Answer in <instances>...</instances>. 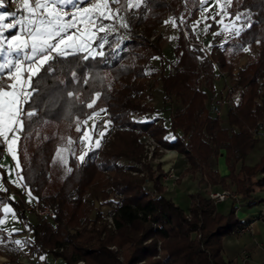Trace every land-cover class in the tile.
I'll return each mask as SVG.
<instances>
[{
  "label": "trees",
  "instance_id": "16d2710c",
  "mask_svg": "<svg viewBox=\"0 0 264 264\" xmlns=\"http://www.w3.org/2000/svg\"><path fill=\"white\" fill-rule=\"evenodd\" d=\"M254 5L264 8V0H232L227 13L240 12L243 20L251 21V27L206 48L192 27L201 8L199 0H147V6L120 13L126 16L129 27L116 24L118 31L108 37L103 58H70L63 72L57 71L49 78L45 89L48 94L39 105L38 115L21 133L18 173L26 189L53 208L56 223L41 215L31 223L13 194L7 188L0 189V211L3 202L13 205L16 215L31 231L36 253L50 251L53 256L63 257L65 264H79V259L84 264H232L223 258L220 236L236 232L243 225L233 204L222 213L206 193L190 191V203L183 209L162 193L158 175L146 178L129 169L141 162L140 138L149 131L158 143L176 147L186 156L189 163L185 171L198 170L207 182L234 181L240 195L263 185L264 173L252 176L258 170L264 171V153L252 164L240 163L238 171L235 167V162L242 160L257 142L258 129L264 132V10H255ZM169 14L178 31L176 62L171 71L163 73L150 57L157 54L161 58V34L156 26ZM216 24L211 20L208 26L211 29ZM117 34L121 42L113 46ZM246 47L248 52L243 50ZM242 52L246 61L235 68ZM74 68L79 71L78 83L71 80ZM222 69L226 71L221 77L223 92L217 98L227 93L234 98L225 109L223 121L209 112L205 99L206 88L215 89L214 73ZM88 74L91 78L85 84L84 76ZM155 79H160L164 98L174 96L181 103L172 109L167 127L155 115H144L155 110L144 99L151 96L149 89ZM60 80L66 83L58 84ZM147 89L149 92H145ZM68 91L75 92L79 99L68 98ZM96 92L102 97L93 109H88L85 105ZM100 109H107L106 116L124 129L116 130V139L109 145L91 147L86 160L81 161L76 154L85 125L81 123L78 132L77 124ZM167 128L173 131L172 137L163 134ZM69 138L73 143L69 144ZM58 149L62 159L57 158ZM220 151L228 168L225 174L209 165L211 157ZM69 157L72 164L67 169ZM119 157L131 162L122 165ZM58 159L62 160L61 169L56 165ZM239 171L244 175L239 176ZM0 173L5 180L1 167ZM148 179L150 186L145 185ZM113 190L119 194L111 199L116 205L112 226H107L95 200L107 202Z\"/></svg>",
  "mask_w": 264,
  "mask_h": 264
},
{
  "label": "snow or ice",
  "instance_id": "6c2138e0",
  "mask_svg": "<svg viewBox=\"0 0 264 264\" xmlns=\"http://www.w3.org/2000/svg\"><path fill=\"white\" fill-rule=\"evenodd\" d=\"M199 2L203 11H207L204 6L209 0ZM144 3L146 0H124L123 3L122 0H19L15 12H0V146L6 147L16 169L21 167L18 156L21 133L27 123L38 115L39 105L48 94L45 89L48 87L49 78L54 77L57 71L63 72L65 62H71L70 58L80 57L83 61L103 58L107 54L104 49L109 44L108 37L118 31L116 24L120 28L129 27L126 16L120 13L140 9ZM231 3L232 0H216L217 6L225 15ZM114 4H119L120 7L113 8ZM3 6L4 0H0V7ZM241 15L238 13L235 19L240 20ZM222 20L223 17L216 22L222 23ZM168 22L174 23V19L166 21ZM250 27L249 20L240 26L234 23L225 25L224 30L239 36L245 28ZM207 28L208 26L205 31ZM243 50L249 51L248 48ZM90 78L91 74L85 75L84 83L87 84ZM79 79V71L74 68L71 71V80L78 83ZM65 83L63 80L58 81V84ZM67 97L79 99L73 91H68ZM101 97L102 93L96 92L91 102L85 106L93 109ZM100 111L106 112V109ZM98 115V112L92 113V116ZM92 116L78 122V132L81 131L80 124L87 125ZM110 123V120L104 122V130L98 133L100 138L106 135ZM96 128L94 122L91 129L83 131L80 141L85 142L86 138L90 140L89 132H95ZM71 143L73 141L69 138V144ZM94 144L98 149L101 139H95ZM86 146L89 151L92 150L90 145ZM86 155L87 152L83 153L79 159L83 161ZM57 158L62 159L59 149ZM11 171L10 169V174ZM19 179L22 181L24 178L19 176ZM4 212L7 214L11 209L5 206ZM4 223L0 219V225ZM13 242L19 246L25 243L20 240Z\"/></svg>",
  "mask_w": 264,
  "mask_h": 264
},
{
  "label": "rangeland",
  "instance_id": "374dc122",
  "mask_svg": "<svg viewBox=\"0 0 264 264\" xmlns=\"http://www.w3.org/2000/svg\"><path fill=\"white\" fill-rule=\"evenodd\" d=\"M143 5L147 6V0H146V3H144ZM205 8H207V11H203V9L201 8V11L198 18L196 19V21H194V24H193V29L194 31H197V36L199 38V41L201 42V44H203L206 48H209L210 47V43L212 40L214 41H218L217 43L218 44H221V42L223 41L221 38H217L218 40L215 39V35L217 33V31H219V28H217V30H213V29H216L215 27H212L210 29V27L208 25H210V22L211 20H213L215 23H217L216 21H219L221 20V17H223V20H222V23H218V25L220 24H223L225 21H229L231 19L234 18L237 16V14H241L240 12L238 13H234L233 15H225L224 13H222L220 11V8L217 6L216 4V0H209V3L207 5L204 6ZM255 8V10H264V8L262 6H252V8ZM202 12H203V17H207V19H204L202 17ZM217 13H220L219 15ZM212 17H215V19H213ZM171 19H174L172 17L171 14H169L166 19L164 21H162L160 24H158V26H156L157 30L160 32L161 34V39H160V46H161V58L159 57V55H153L150 57V60L155 64V65H160V67H162V72L163 73H166V72H169L172 70L173 67H175V62H176V57L174 55V43H175V40H176V37H177V34H178V31H177V28L174 26V23L173 22H168L166 23V21H170ZM197 21H199V23H197ZM236 25L237 26H240L241 24H246V22L242 19V15H241V19L240 20H236L235 21ZM195 25V27H194ZM208 26L207 28V31H205V27ZM118 27V25H117ZM181 31L182 33L186 34V31L183 27H181ZM210 34V35H209ZM230 34V33H229ZM118 35V34H117ZM120 35V34H119ZM153 37L155 34H152ZM121 36V35H120ZM151 36V35H150ZM152 37V38H153ZM151 38V39H152ZM113 45V44H112ZM248 48V47H246ZM249 49V48H248ZM248 52V51H247ZM154 57H158V59H154ZM246 61V56L245 54L242 52L240 55H239V58H238V61L236 63V66H234L235 68H238V66H240L242 63H244ZM158 65V66H159ZM220 71H223L224 73L226 71H224L223 69L220 70ZM154 79V76H151L150 77V80H153ZM217 79L215 77V80L213 81L214 82V85H215V89H213V91H211L210 89L206 88V96H205V99H206V104L209 106L210 108V105L212 104V102L214 101V98L218 99L217 98V94H220L222 93L223 91L221 90L222 86L221 84L217 83ZM160 79L158 80H154V84L153 86L149 89L150 92L152 93L151 96H144V99L147 100V102H150L152 103V105L155 107V110L151 111L148 113V111L145 112L144 115H155L157 117V121H161L162 124L167 127L168 123H169V119H170V114L172 112V109L175 108V106H181V103L179 100H177L174 96L172 97H168V98H164L162 95V89L160 87V83H159ZM222 81H220L221 83ZM147 90H145V92H147ZM220 91V92H219ZM149 92V91H148ZM107 111V109H106ZM99 113L98 116H92V113L89 115V116H92L91 119H88V123L87 125H85L83 127V130H82V134L81 136L83 135V131L85 129H91L92 128V125L93 123L95 122L96 125H97V128H96V131L95 132H89V136H90V140L88 138H86L85 142H80V151L76 154L77 157H80L83 153L87 152L88 151V147L86 145H90L91 147H94L95 144V139H101V144H100V149L109 145L111 143L112 140L116 139V130H118V128H121V129H124V126H121L120 123H118L117 121H114L112 120L110 117H107L106 115V112H101L100 110L97 111ZM88 116V117H89ZM86 117V118H88ZM221 119V121H223L225 119V116H219ZM106 120H110L111 123L108 125V128H107V132H106V135L103 137V138H100L98 133L99 131H102L104 130V122ZM262 129L263 128H259L258 131L256 132L255 135L258 136V140L257 142L255 143V145L253 146V148H251L249 151H256L260 145L262 147V144L264 143V138L262 136ZM133 130V129H132ZM135 131V130H134ZM138 132V131H137ZM135 132V133H137ZM146 132H149V131H146ZM150 133V132H149ZM163 134L166 136V137H172L173 136V131L169 128H167ZM151 135H153L151 133ZM154 136V135H153ZM141 138H143V134L141 136ZM140 138V143H142V139ZM154 138V137H153ZM155 139V138H154ZM156 141V139H155ZM142 147H143V150L144 151V148H145V151H146V147L144 146V144L142 143ZM165 151H168L167 149L164 150L163 148H161L159 150V148H155L154 151H152V154H150V157L149 155L146 157L144 156L141 157V162H135L133 161L132 164L135 162L137 165H135V167L133 169H129L132 173L135 172L141 176H144V177H152V176H155V175H158L159 176V180H160V184H162V186L166 184V181H172V182H177L179 181L181 178H182V174L180 172H178V170H174L172 169L171 165L168 166V167H165L164 166V159L162 158L161 154L162 152L164 153ZM264 151V150H263ZM217 153L215 155V159L217 157ZM93 156L96 157L97 156V153H93ZM86 160V156L84 158ZM180 159V158H179ZM179 159H177L179 161ZM214 159V158H211V160ZM68 164L66 165V168H70L71 164H72V160H71V157L68 158ZM8 162H11L8 163ZM118 162L122 163V165L126 164V163H130L131 161H128L127 159L125 158H122V157H119V160ZM2 165L4 167H6V172H7V175L10 176H14L15 177V181L17 184L13 183L12 181H8L7 182H3V184H1V188L4 189V188H7L9 193L11 192V194H13V196H21V199L22 200H30L31 197H33V194H31L29 192L28 189H26V185L24 182H22L20 179H19V176L17 175L18 171H14L16 169V166H15V162L12 160L11 156L9 157L8 156V159H7V162L6 161H2ZM56 165L59 167V169L63 168V165H62V160L58 159L56 160ZM12 170L11 171V174L9 173V170ZM17 170V169H16ZM170 171H173V173L177 174V176H175V178H171L170 176H168V173ZM107 174V172H106ZM168 176V177H165V176ZM204 175V174H203ZM204 177V176H203ZM11 179H13L11 176H10ZM14 181V180H13ZM145 185L147 186H150L149 185V179L148 181L145 182ZM196 191H199L201 192L200 190H196ZM205 192V191H204ZM119 193L117 192V190H113L111 192V194L108 195L107 197V202H104V203H99L97 200H95V207L100 209L101 213L104 214L103 218L105 219V215H106V212H107V209L110 208V203H109V199H113V198H116V196L118 195ZM187 198H190L187 194H183L179 197H177L176 199L178 200L179 202V206L181 205H185L187 202ZM112 201V200H111ZM3 207H2V211H0V219H3L5 221V223L2 225L6 230H11V229H17V228H20L21 225H22V221L20 220V218L16 215V213L14 212V207L13 205L6 201V202H3ZM5 206H7L8 208L11 209V212L9 213H5L4 212V208ZM94 207V208H95ZM94 208L91 210L90 214H92V212L94 211ZM27 212H25L26 214ZM27 215V214H26ZM93 215V214H92ZM28 216L34 220V217H32L30 215V213H28ZM106 220V219H105Z\"/></svg>",
  "mask_w": 264,
  "mask_h": 264
},
{
  "label": "crops",
  "instance_id": "0c3cea01",
  "mask_svg": "<svg viewBox=\"0 0 264 264\" xmlns=\"http://www.w3.org/2000/svg\"><path fill=\"white\" fill-rule=\"evenodd\" d=\"M112 7L115 8V6ZM16 9H17V3L15 5H9L8 1L4 0V6L0 7V12H6V11L15 12ZM199 14L200 12L198 11V14L194 19V21H196ZM17 15L19 16L20 14L18 13ZM227 15L229 14L227 13ZM10 20L11 18H9V21ZM235 21L236 20H234L233 18L229 21L228 20L225 21L223 24L220 25H218L217 23L215 28L216 27L219 28V31H217L219 35H215V39L218 40L219 38H221L222 40H224L226 37H230L231 35H233L225 31L224 27L225 25H231L233 23L235 24L236 23ZM108 22L109 21H105V23ZM245 22L247 23V21ZM217 28L213 30L216 31ZM14 31L15 30H13V32ZM6 35H10V34L6 33ZM212 42L217 43L218 41L212 40L211 43ZM220 81L222 82L220 83ZM217 83L223 86L222 85L223 80L221 78L217 80ZM262 97L264 103V95ZM1 149L2 152L0 154V167L3 168L4 176L6 178L4 180L0 173V189H2L1 184H3V182H7V180L15 181V177L10 175L13 178L11 179L10 176L7 175L6 172L7 169L6 167H4L5 165L4 166L2 165V161L7 162L8 156L10 157V155L7 153L6 147L1 146ZM167 150L168 151H165L164 153L162 152L161 154L162 158L164 159L163 161L164 166L168 167L171 165L172 169L178 170V172L182 174V178L175 183L172 181H166L167 185L164 184L162 186V193L165 194V196L172 198L175 202L179 203L176 198L177 197L180 198V196L183 194L188 195L190 191L200 190L201 193H203L205 190L209 188L217 189L218 187L221 188L224 186L230 189L231 188L234 189V192L237 195V201H235L233 197H226L222 200L219 199L218 201L215 202L216 203L215 208L219 209L222 213H226L229 210V207L233 204L237 218L241 220V222H243V225L244 226L246 225V227L242 231H238V232L233 231V233H227L220 236L221 244H222L220 251L222 252L223 258L230 259L232 261V264H264V212L260 211L261 207L264 208V183L263 185H259L258 187H256V189L250 191L248 194L246 193L245 195H240L235 191L234 181L227 180V183L225 184L220 183L218 181L217 183L207 182L206 178L204 179L200 171L198 170L185 171L184 168L188 166L189 161L187 160L185 155L177 151L176 147L167 148ZM249 150L246 152L242 160L235 162L236 171L239 170L240 163L252 164L256 162L260 158V156L264 153L263 152L264 143L262 144V147L260 145V147L256 151H249ZM217 154L218 155L216 159H215V155L211 157L214 159L212 160L210 159L209 165L214 169H218L220 174H225L228 172V168H226L225 166L223 151H220L219 153L217 152ZM177 159H179V161ZM8 163L11 164V162ZM18 170L19 169L17 170L15 169L14 171L17 172ZM244 173L245 172L243 171H239V176L244 175ZM263 173L264 171L258 170V172L255 173L252 177L256 178L258 177V175H262ZM186 202L187 203L185 205H181L180 207L186 209L190 203V198H187ZM2 207L3 204L1 205V209ZM25 212H27L26 217H28V220L31 223H35L37 221L36 215H34L31 212H28L27 210H25ZM28 213H30V215L34 217V220H32L28 216ZM25 224L26 223L22 222L21 227L17 228L18 231H13V229L6 230L2 225H0V241H3L2 243H4L8 239H12V238H14L15 241L16 240L24 241L25 237H24V232L22 230ZM21 247L25 248V245H22ZM40 253L42 254L43 257L47 258L49 262L52 264H65V260L63 259V257L56 255L53 256L50 251L40 252ZM30 258H27V256L18 255L15 253V251L3 250L0 247V264H33L31 260L30 261L28 260Z\"/></svg>",
  "mask_w": 264,
  "mask_h": 264
},
{
  "label": "built area",
  "instance_id": "2783aa9c",
  "mask_svg": "<svg viewBox=\"0 0 264 264\" xmlns=\"http://www.w3.org/2000/svg\"><path fill=\"white\" fill-rule=\"evenodd\" d=\"M19 0H9L8 3L9 5H15L16 3H18ZM153 35L150 36V38H152ZM121 36L117 35L114 42H113V46H119V43L121 42ZM223 71L218 70V72L214 73V77H216L217 79H220L223 76ZM234 102V98L232 96H230V94H226V95H221L220 97L218 96V99L214 98V101L212 102V104L210 105L209 108V112L211 114H216L218 116H223L225 114V109L228 108L229 105H232ZM133 130H135V132H137L138 130L133 127ZM262 136L264 138V132L262 133ZM154 136L151 135V133L146 132L143 134V138L142 139V143L144 144V146L146 147V151L144 148V151L142 152L143 155L142 157L144 158V156H148L150 157V154H152V151H154L155 148H159V150L161 148H163L164 150H166L167 148L163 146V144L158 143L157 141H155V139L153 138ZM168 176H170L171 178H175V176H177V174L173 173V171H170L168 173ZM167 175L165 177H168ZM204 179H205V174L203 175ZM207 196L211 197L213 199V201H218L219 199H224L226 197H233L235 201H237V195L234 192V189H230L228 187H218L217 189H207L205 190V192ZM36 196L33 195V197H31L30 200H22L21 196H17L15 197V199L17 201H19V203L22 204V208L27 210L28 212L33 213L34 215L38 216L41 215L51 221H53L54 223H56L55 219H53L52 216V207L48 204V203H44V202H40V200H37L35 198ZM110 208L107 209L106 215H105V219H106V225H110L112 226V221H113V208L116 205V202L112 201L111 202ZM264 212V208L261 207V210ZM246 227V225H242L240 226L236 232L238 231H242L244 228ZM24 232V244L25 248H22L21 246L15 244L13 241L14 238L12 239H8L6 242L1 243L0 247L3 250L6 251H15L16 254L18 255H23V256H27V258L29 261L31 260L33 262V264H52L49 262V260L47 258L44 257V259H41L42 254L41 253H36L35 249H34V244L32 243L31 240V231L28 228V226H24L23 230ZM111 246L116 248V246L114 244L111 243ZM61 248V247H60ZM79 264H84V260L83 259H79L77 261Z\"/></svg>",
  "mask_w": 264,
  "mask_h": 264
}]
</instances>
